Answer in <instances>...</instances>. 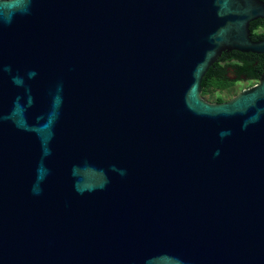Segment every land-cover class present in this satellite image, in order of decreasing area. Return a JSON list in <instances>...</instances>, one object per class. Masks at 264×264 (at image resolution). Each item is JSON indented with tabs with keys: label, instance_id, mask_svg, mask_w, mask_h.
<instances>
[{
	"label": "water",
	"instance_id": "obj_1",
	"mask_svg": "<svg viewBox=\"0 0 264 264\" xmlns=\"http://www.w3.org/2000/svg\"><path fill=\"white\" fill-rule=\"evenodd\" d=\"M261 0H0V264H264Z\"/></svg>",
	"mask_w": 264,
	"mask_h": 264
},
{
	"label": "trees",
	"instance_id": "obj_2",
	"mask_svg": "<svg viewBox=\"0 0 264 264\" xmlns=\"http://www.w3.org/2000/svg\"><path fill=\"white\" fill-rule=\"evenodd\" d=\"M264 3V0H261ZM251 39L258 41L264 39V20H256L250 24ZM226 53H223L225 55ZM264 69V54L239 53L232 51L226 57L209 68L202 79V97H208L213 103L224 102L223 92L229 94L232 87L238 81L245 80L256 83ZM233 73L240 79L231 80L229 73ZM244 77V78H241Z\"/></svg>",
	"mask_w": 264,
	"mask_h": 264
},
{
	"label": "rangeland",
	"instance_id": "obj_3",
	"mask_svg": "<svg viewBox=\"0 0 264 264\" xmlns=\"http://www.w3.org/2000/svg\"><path fill=\"white\" fill-rule=\"evenodd\" d=\"M254 82H249V81H245V80H240L237 83L234 84V86L232 87V90L229 94L225 95L226 93L223 92L222 95L225 99V101L230 100L233 96L237 95L241 90L243 89H247L250 88L254 85ZM206 101L208 102H212V100L208 99V97H203Z\"/></svg>",
	"mask_w": 264,
	"mask_h": 264
},
{
	"label": "flooded vegetation",
	"instance_id": "obj_4",
	"mask_svg": "<svg viewBox=\"0 0 264 264\" xmlns=\"http://www.w3.org/2000/svg\"><path fill=\"white\" fill-rule=\"evenodd\" d=\"M229 53H230V52H229ZM227 54H228V53H226L225 55L222 54V55L219 57V59L222 60V58L226 57ZM229 71H230V73H229L228 75H229V77H230L231 80L239 79V78L233 73L232 70H229ZM241 78H244V77H241ZM239 80H240V79H239ZM241 80H242V79H241Z\"/></svg>",
	"mask_w": 264,
	"mask_h": 264
}]
</instances>
